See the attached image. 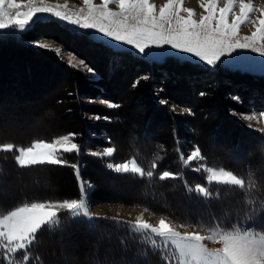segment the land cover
<instances>
[{
  "label": "trees",
  "instance_id": "16d2710c",
  "mask_svg": "<svg viewBox=\"0 0 264 264\" xmlns=\"http://www.w3.org/2000/svg\"><path fill=\"white\" fill-rule=\"evenodd\" d=\"M45 26L64 37L69 50L95 70V78L69 66L55 51L34 45ZM39 82L47 90L50 106L61 116H68L64 126L70 132L78 133L82 141L89 140L88 134L101 135L94 136L95 143L106 137L113 150L109 161L132 160L139 172L115 171L103 158L82 155L75 159L72 154L69 156L73 159L69 157L66 164L20 166L16 160L18 147L58 133L0 138V177L13 178L19 187L25 186L22 192L17 193L18 187L16 193H7L9 196L0 199V215L35 202L77 200L84 180L92 185L88 198L94 204L115 199L198 228L264 232V135L256 133L255 146L242 138L230 143L234 154L231 160L204 151L206 138H210L209 144L216 142V130L222 127L223 120L230 121L231 129L244 131L232 119L233 114L264 109L263 75L222 65H197L175 57L145 59L129 50L113 49L86 31L61 26L52 19L38 20L22 33L11 28L0 31V91L14 92L15 87L36 89ZM114 82L120 86L115 87ZM101 99L119 107L101 106L97 103ZM182 109L184 114L180 113ZM156 115L157 124H162L159 130L153 123ZM87 116L99 119L89 121ZM126 124L135 130L125 133L128 139L124 144L121 138L112 136V129ZM8 144L13 147L1 148ZM189 147L198 150L208 166L230 171L243 183L204 182L205 190L200 191L191 181V170L184 160ZM37 171L52 176L57 193L49 192L48 185L41 186L40 176L29 182V173ZM99 179L106 182V187L99 186ZM120 182L134 187L137 197L124 198L122 193L129 192L128 188L105 197L118 189ZM29 188H35V192L29 193ZM13 202L15 205L9 207ZM177 204L184 207L179 210ZM78 237H87L89 244L77 245V259L69 258L68 248L62 243L56 246ZM28 245L26 251L10 253L0 241V264H79L88 254L105 251L94 264H174L157 247L155 238L134 225L75 215L68 210L58 212L38 228Z\"/></svg>",
  "mask_w": 264,
  "mask_h": 264
},
{
  "label": "rangeland",
  "instance_id": "374dc122",
  "mask_svg": "<svg viewBox=\"0 0 264 264\" xmlns=\"http://www.w3.org/2000/svg\"><path fill=\"white\" fill-rule=\"evenodd\" d=\"M100 2L101 0H94V4H99ZM153 2L158 8L159 6L163 5L164 0H153ZM253 2H254V6L256 7L260 6V0H253ZM18 3H21L22 7L20 9L13 10L14 12L28 10L27 0H18ZM47 3L50 5H57V4L61 6L67 5V8L65 10L69 12H79L82 8L85 7L83 5V0H47ZM109 7H111L113 10H118L116 9L115 5H110ZM182 7L193 9L194 18L196 19H199L200 14L203 12V9L200 7L198 0H184ZM256 15H259V13H256ZM49 19L55 20L59 22L61 26H65L67 28L83 30L78 28L77 26L68 24L49 14H41L39 16V19H37L36 21L49 20ZM41 29H42L41 37L35 39V41H46L48 43H51L54 48L56 47L60 48L61 59L65 60L66 63L69 53L77 56L74 52L69 50L68 45L63 43L65 39L57 31L46 26L45 28H41ZM83 31L88 32L92 38L101 41L104 44L109 45L113 49L129 50L134 54H136V52L131 48H129L128 46L118 45L116 42H109L107 39H101L100 34L92 30H83ZM252 31H254V26L248 23L246 25L241 26L238 35L240 37L248 36L251 35ZM246 55L249 58L248 66L237 67L235 66L236 62H228L220 65L227 66L231 69H235L238 71L247 72V73L250 72V74H257L264 76V58L250 52L246 53ZM140 57L154 60L144 56H140ZM167 57H175L178 58L179 60L187 61L193 64L207 66L202 62H198L195 58L188 57L187 55H181L179 57L176 55H169L164 57L163 59ZM163 59L157 61H162ZM74 69L78 70L82 74H86L90 78L96 77L95 73H88L86 69H78V68H74ZM114 85L115 87H119L120 83L119 84L115 83ZM13 90L15 91L10 93L5 92L3 90L0 91V138L1 139L15 138L19 136L27 138L30 135H42L40 133L43 134L54 133V132L58 133L53 138L34 140L31 144L25 147H18L16 149V160L18 165L29 166V165L43 164V163L66 164L69 163V161H67L69 157L73 159L72 158L73 156L76 159L82 155L85 156L91 155L94 157L103 158L106 161L107 165H111L112 170L119 172H127V171L137 172V173L139 172V167L132 160H123L117 162L109 161L113 153V150H112V146L108 145L107 143L108 139L106 137L102 136V139L99 142L95 143L92 141L95 140L96 138L94 136H101V135L88 134L89 140L82 141V138L78 133H75L73 131L70 132L71 131L70 128L64 126V122L68 119V116L67 115L61 116L60 114H58L56 110H54L50 106L49 96L47 95L46 92L47 90L41 87L40 82L38 83L36 89L30 90V88L28 89L27 87L25 88L22 87L17 89L15 87V89ZM97 103L100 104L101 106L110 105L103 99L98 100ZM171 108L176 109V107L174 106H172ZM261 111H264V109L260 110L254 108V109H248V111L243 113L233 114L232 119L237 120V122L241 124V126L244 128V131H237L231 129L230 121L223 120V122L220 123L221 124L220 126L222 127L216 130V135H217V137L215 138L216 142L213 144H209L208 142L210 138H206L204 141V151L209 150L214 152V155L216 157H225L227 158V160H231L233 159L234 154L231 153L232 148L230 143H234L237 138H242L243 140H246V142L250 141L255 146L256 139L254 137H257V134L264 135V117L259 116V113ZM180 113L184 114L185 110L183 109L180 110ZM253 113H255L257 117L255 120L249 121L244 119L245 115H251ZM87 118H88L87 120L89 121H95L96 119H98L97 117H90V116H87ZM158 118L159 115H156L153 122L155 125L158 122ZM249 124H251L252 126L249 127L248 126ZM157 125L158 126H156V129H158V127L162 124L159 123ZM120 127H114V129H112L113 133L112 132L111 133L113 134L112 136L115 139L121 138L125 144L128 139L126 138L125 133L129 131H134L135 128L130 124H126ZM65 130L69 132H64ZM228 132H230V134ZM73 133H75L76 136L72 139V142L77 143L78 145L77 148L70 149L68 151L61 149L57 145V141L61 140V138L65 135L71 137V134ZM223 139L224 141H228L229 143L228 144L222 143L224 142ZM122 141L121 140L119 141L120 144ZM40 143L53 145L52 149H47L45 151L53 155L56 158L57 162L52 163L50 161L38 160L35 163H28L22 165L20 163V160L32 159L31 156H25V153H27L30 149H34V146ZM12 147L13 146L10 144L1 146L3 150H9ZM106 149L108 151H106ZM94 152H99L100 155L99 156L93 155L92 153ZM71 154L72 156H69ZM185 154H186L184 157V160L186 161L185 163H188L189 170H191V174H189V177L193 182L194 186L200 191L205 190L204 182H207L208 185L212 183L241 185L243 183L242 180H240L235 174L231 173L230 171L208 166L206 163H204L203 161L204 159L200 155L198 150L189 147V149L186 150ZM37 172L29 173V182L30 179L34 182V176H38V177L40 176L39 180L41 182V186L48 185L49 189L47 190L49 192L57 193L58 187L56 186L54 180L52 179V176L46 173V171L43 172L37 171ZM0 178H1L0 199L2 200L5 199L6 196H9L7 195V193L8 194L16 193L19 185L16 182H13L14 181L13 178L10 180L5 179L4 177H0ZM26 180H27V176L25 181ZM101 181H102L101 179L98 180L99 186L101 185L105 186L106 182L105 181L101 182ZM29 182H27V184ZM81 185H82V195L77 200L75 199V200H61V201H51V202H35L18 207L8 212L7 214L0 215V232H6L7 226H9L13 221L20 218L22 209L30 208L33 205H45L46 209L50 212H54L55 215L60 211L68 210L71 214H75V215L82 214L84 216L93 219L107 218L118 222L119 221L128 222L134 225V227L138 231L145 234L148 233L151 237L155 238L157 247L161 249L160 251L165 253L168 256V258H170L173 261L174 264H237L238 257L245 254L246 246H251L254 249L255 264H264V232H258L253 229H245V228L234 229V230H224L221 228H213V229L198 228V227L182 224L180 222L175 221L174 219H171L168 216L155 213L140 205H131L129 203L127 204L126 202L124 203L115 202L117 201L115 199L94 204L88 198V193L91 190L92 185L88 181H84V180H81ZM117 187L119 188L115 189L109 194L105 193L106 194L105 197H110L115 194H118L120 191L124 190L125 188H128L129 192L127 191L126 193H122V196L124 198L137 197L134 187H131L129 184L121 183ZM19 190L17 193H20L23 190H25V186L23 187L20 186ZM28 191L29 193H33L35 192V188L34 189L29 188ZM41 191H45V190H41ZM173 197L176 198L177 196L173 195ZM73 202H76L77 204L76 208H67L63 206L65 204H72ZM81 202H83L86 205L87 208L86 214L79 207V204ZM183 207L184 205L177 204V208L179 210H181V208ZM55 215L48 216L47 219L43 220L40 223V226L38 228H40L43 224L49 222L51 218ZM161 220H163L164 223L169 225L168 230L161 228ZM33 234L34 232L29 234L30 239L25 241L26 245H28V243L30 242L31 236ZM0 241L4 247L6 248L9 247L6 236H0ZM174 241L184 244L185 247L183 249L178 248L176 243H174ZM61 243L62 245L68 248L67 254L69 255V258L73 257L74 259H77L78 258V256L76 255L77 245H79L80 243L89 244V240L87 237L81 239H79L78 237L69 240L68 243L60 242V244H56V246L58 247L59 245H61ZM95 243L96 242H93L92 246H94ZM105 254L106 251L99 255L90 253L88 254L89 256L85 257V259L79 264H94V261H96L97 257L102 258L104 257ZM126 259L129 260L128 258ZM59 264L62 263L59 262ZM123 264H126V262H123Z\"/></svg>",
  "mask_w": 264,
  "mask_h": 264
},
{
  "label": "snow or ice",
  "instance_id": "6c2138e0",
  "mask_svg": "<svg viewBox=\"0 0 264 264\" xmlns=\"http://www.w3.org/2000/svg\"><path fill=\"white\" fill-rule=\"evenodd\" d=\"M198 2L203 9L199 19L194 18L193 9L182 7L184 0H164L163 5L158 8L153 0H101L99 4H94V0H83L85 7L79 12L66 11L67 5H50L47 0H27V11L14 12L13 10L22 7L18 0H0V31L11 28L22 33L41 14H49L80 29L92 30L100 34L101 39L128 46L136 54L154 60H161L169 55H187L214 68L228 62H236L237 67L248 66V52L264 58V0H260L259 7L254 6L253 0ZM110 5H115L118 10H113ZM248 23L254 26V31L251 35L240 37L238 33L241 26ZM33 43L37 47L55 51L57 56L61 55V49L54 48L51 43ZM67 63L73 68L86 69L88 73L95 71L84 59L71 53ZM109 107L119 105L110 104ZM259 116L264 117V111ZM256 118L255 113L244 116L249 121ZM75 136V133L71 137L65 135L57 141V145L65 151L76 149L77 143L72 142ZM52 148L53 145L50 144H37L34 149L25 153V156H31L32 159L20 160V163L24 165L38 160L56 163V158L45 151ZM92 154L100 155L99 152ZM108 167L111 168V165ZM63 206L76 208L77 204L73 202ZM79 207L87 213L83 202ZM52 215L55 213L48 211L45 205L22 209L20 218L7 226L6 232H0V236H6L9 245L7 251H26L30 247L25 243L30 239L29 234L35 232L40 223ZM161 228L168 230L169 225L161 220ZM174 243L178 248L185 247L180 242ZM237 264H255V251L251 246H246L245 254L238 257Z\"/></svg>",
  "mask_w": 264,
  "mask_h": 264
},
{
  "label": "bare ground",
  "instance_id": "6f19581e",
  "mask_svg": "<svg viewBox=\"0 0 264 264\" xmlns=\"http://www.w3.org/2000/svg\"><path fill=\"white\" fill-rule=\"evenodd\" d=\"M32 136H34V135H30L29 137H32ZM24 138H20V140H23ZM9 205V204H8ZM13 205H15L14 204V202H13V204H11V205H9V207H11V206H13Z\"/></svg>",
  "mask_w": 264,
  "mask_h": 264
}]
</instances>
